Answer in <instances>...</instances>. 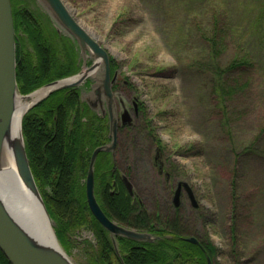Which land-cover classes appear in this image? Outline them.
Masks as SVG:
<instances>
[{"label":"rangeland","instance_id":"1","mask_svg":"<svg viewBox=\"0 0 264 264\" xmlns=\"http://www.w3.org/2000/svg\"><path fill=\"white\" fill-rule=\"evenodd\" d=\"M65 1L113 57L120 84L115 96L120 98L119 118L127 111L132 119L136 112L133 103L142 101V110L156 129L154 135L161 140V160L171 174L169 181L157 176L146 137L135 134L132 142L128 140L131 136L124 135L120 140L118 160L124 157V168L132 167V182L149 210L174 212L170 207L174 189L177 182L186 181L194 190L200 211L193 210L184 193L180 214L188 220L191 231L209 238L219 251L211 264H264V139L258 146L262 151L259 156L245 152L264 118V21L248 31L244 44L257 66L254 85L233 99L228 122L211 99L210 80L216 67H224L232 59L241 39L234 35L237 39L216 65L211 64L207 39L225 0ZM228 1L230 27L249 26L248 18L241 19L245 12L240 7L242 0ZM31 7L40 9V4L31 1ZM258 14L255 9L253 16ZM92 62L87 56L85 67ZM233 178L238 183L242 217L237 246L231 240ZM202 215L212 217L214 223H207ZM73 240L70 258L76 264H86L85 247L95 243L92 231L82 229Z\"/></svg>","mask_w":264,"mask_h":264},{"label":"trees","instance_id":"2","mask_svg":"<svg viewBox=\"0 0 264 264\" xmlns=\"http://www.w3.org/2000/svg\"><path fill=\"white\" fill-rule=\"evenodd\" d=\"M11 1L17 39V81L20 92L28 94L49 82L80 71L83 60L75 39L61 29L42 6L36 10L31 7V1L35 0H17L16 3ZM229 5V1L225 0L222 12L214 17L215 28L207 38L210 61L215 65L220 55L231 46V42L237 37L241 39L240 45L236 42L239 48L224 67L212 65L216 67V74L210 80V96L215 104L218 103L223 118L228 122L233 99L254 85L253 70L257 73V66L253 53L244 44L248 31L259 28L264 21V1L242 0L240 7L245 12L241 19L244 22L248 18L250 25L247 27H230ZM255 9L260 12L257 16H253ZM235 34L239 36L234 37ZM116 72L114 60L111 59V75ZM90 84L91 80L86 83L85 89ZM119 85L117 78L113 84L115 94ZM83 93L82 87L56 91L31 109L23 120L30 166L65 250L69 252L74 246L73 236L77 232L88 229L92 231L95 243H88L85 247L88 257L86 264H208V259H215L219 251L209 238L191 231L188 220L180 214V206L174 207L170 202V187L168 200L174 212L162 214L150 211L132 182V167L124 168L122 165L121 161L125 158L122 157L120 162L118 159L112 161L107 151H101L95 163V192L105 213L129 228L155 237L154 241H136L118 236L116 248L109 232L89 209L85 182L93 151L111 138L109 121L108 117L90 108L83 99ZM138 104L134 117L121 124L120 137L131 136L128 140L132 142L135 134L146 137L149 154L153 157L152 166L157 176L161 177L163 175L159 173L155 155L157 148H160L163 156V146L160 138L154 135L156 129L152 121L142 110V101ZM263 139L264 118L257 130L256 139L245 152L251 156H259L262 151L258 146ZM118 154L120 156V151ZM243 155L244 152L240 154ZM122 176L130 180L131 190L121 180ZM112 179L117 180L111 183ZM237 186V179L233 178L231 187L235 201L232 207L231 240L234 246L239 243L238 228L242 219ZM193 210L197 214L200 211L198 208ZM202 218L206 222L208 220L207 223H214V219H208V215H202ZM189 237L197 238L199 244L187 241ZM0 264H10L1 250Z\"/></svg>","mask_w":264,"mask_h":264},{"label":"water","instance_id":"3","mask_svg":"<svg viewBox=\"0 0 264 264\" xmlns=\"http://www.w3.org/2000/svg\"><path fill=\"white\" fill-rule=\"evenodd\" d=\"M37 2L61 29L75 39L84 59V69L71 76L49 82L28 94H22L17 82L16 31L12 4L11 0H0V173L6 170V162L3 160L4 150L11 148L20 181L19 185L15 177L10 175L3 177L11 187L17 185L20 188L18 193L11 197L0 187V250L10 264H76L56 234L55 222L48 212L34 178L26 150L23 119L32 108L52 93L80 87L88 79L94 82L92 92L84 95L83 98L91 109L101 110L103 114L108 112L112 136L111 143L96 148L91 156L86 179V197L90 211L112 235L136 241H154L155 237L151 234L125 228L111 220L102 210L95 196L94 166L97 156L103 150H115L117 144L118 112L112 91L116 76L111 77V54L83 26L65 0H37ZM87 56L93 61L89 67H85ZM20 97L28 107L21 117L18 137L13 138L12 128ZM122 121L123 123L130 121L128 112L123 113ZM129 189H131L130 185ZM183 190L192 205L197 208L199 205L195 193L185 181L178 182L173 204L176 207L180 205ZM37 224L42 225L46 234L36 235L34 230H41ZM187 241L198 244V240L194 237ZM208 261L211 264L210 260Z\"/></svg>","mask_w":264,"mask_h":264},{"label":"bare ground","instance_id":"4","mask_svg":"<svg viewBox=\"0 0 264 264\" xmlns=\"http://www.w3.org/2000/svg\"><path fill=\"white\" fill-rule=\"evenodd\" d=\"M83 26H85V25H83ZM27 107H28V104L26 102H24L22 100V98L20 97L18 99V109H17L16 115H15V121H14L13 128H12L13 138L18 137L21 117H22L24 111L27 109ZM3 156H4L3 160H4V162H6L5 169L7 171L5 170V172L0 173V187L2 190L6 191V193L8 194L9 197H11V195L13 196V195L17 194L18 190H20V188L17 185L14 188L11 187L9 185V183L6 182L3 177H5L6 175H10V176H13L17 179V181H18L17 183H19L20 181H19V178L17 175L16 165L14 163V156H13V152H12L11 148H5ZM19 185H20V183H19ZM37 226L39 228H41V230H38V229L34 230L36 235L39 236L40 233L44 234L45 229L44 230L42 229L43 228L42 225L37 224Z\"/></svg>","mask_w":264,"mask_h":264},{"label":"flooded vegetation","instance_id":"5","mask_svg":"<svg viewBox=\"0 0 264 264\" xmlns=\"http://www.w3.org/2000/svg\"><path fill=\"white\" fill-rule=\"evenodd\" d=\"M131 103V102H130ZM117 104H118V101H117ZM133 106H134V108H135V110L136 111H138V106H139V104L135 101L134 103H133ZM135 113H137V112H135ZM103 116V115H102ZM104 117H107V116H104ZM108 121H109V119H108ZM120 126H121V122H120V120H119V127H118V137H117V144H116V147H115V151H110V152H108L109 153V157L111 158V160L112 161H116V159H118V156H119V154H118V151H119V149H120V140L122 139V137H120V133H119V130H120ZM110 140H108L105 144H108V143H110L111 142V140H112V138H109ZM159 157L160 156H158V160H159ZM157 160V161H158ZM120 162V161H119ZM122 162H124V163H126V161H124V159H123V161ZM160 165H161V163H159ZM123 166H125V164H123ZM160 174H162V172H161V168H160ZM163 177L167 180V181H169L170 180V175H166V173H163ZM125 178L126 177H124V176H122V178H121V180L124 182V183H126L125 182ZM116 180L117 179H112V180H110V182L111 183H115L116 182ZM178 183V182H177ZM126 185V184H125ZM177 185V184H176ZM128 187V186H127ZM126 187V188H127ZM128 189V188H127ZM129 191V190H128ZM174 191H175V189H174ZM185 190H183V193H182V196H183V194L185 193L184 192ZM96 193V192H95ZM129 193H130V191H129ZM111 194H114L113 192L111 193ZM181 196V197H182ZM97 197V196H96ZM98 200V199H97ZM99 202V204H100V201H98ZM172 203H173V201H172ZM100 206H101V204H100ZM101 208H102V206H101ZM103 209V208H102ZM104 210V209H103ZM105 212V211H104ZM107 215V214H106ZM108 216V215H107ZM109 217V216H108ZM110 218V217H109ZM111 219V218H110ZM111 220H113L114 222H116L117 224H119L120 226H123V227H125V228H129V227H127V226H125V225H123V224H121L119 221H117V220H114V219H111ZM129 229H134V228H129ZM136 230V229H135ZM137 231H139V230H137ZM109 235H110V237L112 238V240H113V236L109 233ZM116 238V237H115ZM139 247H142V245H138ZM118 253V252H117Z\"/></svg>","mask_w":264,"mask_h":264}]
</instances>
